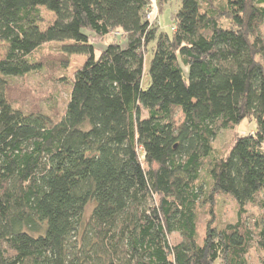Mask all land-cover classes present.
<instances>
[{
    "label": "trees",
    "instance_id": "trees-1",
    "mask_svg": "<svg viewBox=\"0 0 264 264\" xmlns=\"http://www.w3.org/2000/svg\"><path fill=\"white\" fill-rule=\"evenodd\" d=\"M152 2L0 0V264H251L254 249L264 264V0H180L171 32ZM110 33L125 43L97 56ZM47 43L64 69L86 58L61 78L62 114L8 96L7 78L44 68ZM246 119L253 132L219 154L221 130ZM226 196L237 218L217 222Z\"/></svg>",
    "mask_w": 264,
    "mask_h": 264
},
{
    "label": "rangeland",
    "instance_id": "rangeland-1",
    "mask_svg": "<svg viewBox=\"0 0 264 264\" xmlns=\"http://www.w3.org/2000/svg\"><path fill=\"white\" fill-rule=\"evenodd\" d=\"M180 7V0H165L161 5L159 0H153L149 13L151 14V20L158 19L160 23V31L171 32L175 22L173 20V14ZM44 22L42 26L45 28L55 19V13L43 8ZM261 31L264 35V23L261 27ZM120 34V33H119ZM125 38L118 33H110L105 37L96 38L97 50L96 54L99 56L102 49L112 41H121L125 43ZM155 41L148 46L145 59V71L143 78V87L147 88L150 81L148 69L153 57V49ZM8 49V45L4 42L0 43V59L4 58ZM59 43H47L39 49L36 56L40 60L44 61L45 65L42 70L31 72L21 77H9L8 96L14 105L23 108L25 110H42L52 114H62L65 110L67 102L70 97L71 87L69 83L61 81V78L67 76L73 78L75 71L82 66L85 61V57L81 55L71 56L69 67L64 69L61 66L62 54L60 53ZM186 76L188 75L187 68L184 67ZM256 124L254 121L248 119L242 123L236 125L231 129H223L214 141L215 148L219 154L225 153L230 147L235 134L237 132L247 134L253 132ZM219 204L215 208V218L217 222L234 221L237 218V205L235 201L226 196L221 198ZM223 201V202H222ZM208 205L200 206V226L205 227L206 221L210 218ZM247 209L249 215L252 217L258 216L261 211L257 206L248 204ZM178 234L172 235V240H179ZM261 253L254 249L250 254V263L259 264ZM217 264V263H215Z\"/></svg>",
    "mask_w": 264,
    "mask_h": 264
},
{
    "label": "built area",
    "instance_id": "built-area-1",
    "mask_svg": "<svg viewBox=\"0 0 264 264\" xmlns=\"http://www.w3.org/2000/svg\"><path fill=\"white\" fill-rule=\"evenodd\" d=\"M148 18H149V19H152V18H151V14H150V13H148Z\"/></svg>",
    "mask_w": 264,
    "mask_h": 264
}]
</instances>
